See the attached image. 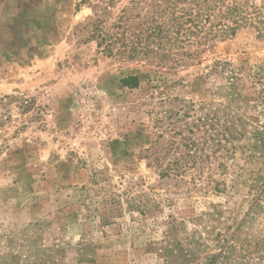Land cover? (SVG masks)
<instances>
[{
	"label": "rangeland",
	"instance_id": "1",
	"mask_svg": "<svg viewBox=\"0 0 264 264\" xmlns=\"http://www.w3.org/2000/svg\"><path fill=\"white\" fill-rule=\"evenodd\" d=\"M233 1L251 21L188 47L202 34H185V17L181 32H143L170 27L184 0H0V97H13L0 101V264H165L170 224L183 222L179 241L209 233V243L251 207L242 231L264 233V195L252 199L264 146L242 151L254 143L248 133L233 156L219 150L206 164L212 183L193 188L192 165L163 178L153 162L155 151L165 166L177 155L171 139H205L198 119L226 102L217 61L240 69L246 131L264 132V0ZM131 75L135 88L120 82Z\"/></svg>",
	"mask_w": 264,
	"mask_h": 264
},
{
	"label": "trees",
	"instance_id": "2",
	"mask_svg": "<svg viewBox=\"0 0 264 264\" xmlns=\"http://www.w3.org/2000/svg\"><path fill=\"white\" fill-rule=\"evenodd\" d=\"M184 2L188 4V7L186 9H180L183 10L181 16L172 11L173 24L170 27L156 24L154 26H148L143 32L157 38L169 32H181L183 24L188 23L189 26L184 29L185 34H193L194 31L192 29L195 28L196 33H201L202 37L199 41L188 40L185 45L188 47H198L205 45L210 39H225L233 35L241 24H246L248 20L251 21L246 16L242 6L234 1L229 4L226 3V0H184ZM157 17L164 18L162 9L158 10ZM184 17V23L178 21L179 18ZM97 45L100 46V43ZM157 47L160 48L162 45L159 44ZM104 48L106 51L111 52V47L108 43ZM133 50L136 52L135 50L137 49L133 47ZM141 50L143 49L140 48L138 52ZM152 51L153 49L149 50V52ZM182 56L191 58L193 57V51H185V54ZM163 58L168 57L165 56ZM173 60L176 61L177 59L175 58ZM211 71L225 75L226 83L221 88V91L223 92L222 97L226 98V102L223 104L222 110H216L212 114L208 111L203 117L198 119L201 122L200 126L203 128L202 133L206 134L205 139L203 140V135L198 140H201L200 143L189 135L180 137L179 141L171 139L169 148H173L177 155L173 156L172 161H167L168 164L166 166L164 165L163 158L166 157L165 155L160 156L155 151V155L153 156L155 157L153 162L159 166V174L163 178H169L170 176L176 177L180 173L183 174L186 172L184 169L190 165L193 168L197 167L195 171L197 177L194 175L191 176L190 183L193 188L197 187V182L199 181L205 180L207 183L215 182V178L212 175L215 171L214 168L207 167L206 169L210 174L205 178L203 177V169L206 167V164L210 165L212 164V160L216 161L219 158L216 154L219 150H224L225 156L227 157L233 156L239 148L235 142L242 139L247 133L254 140V143L242 147V151L264 146V132L262 130L253 128L251 131H246L248 118L244 114V109L247 97L242 95L238 89L240 69H234L229 62L217 61L213 63ZM120 82L123 86L129 88H135L139 84L138 77L132 75L121 79ZM218 93L220 94L221 92L218 91ZM12 98L10 95H5L0 97V101L10 102ZM186 126L187 132L191 135L194 134L193 127L191 125ZM209 127L210 130H213V133L208 131ZM176 134L181 135L180 132ZM159 138L164 137L160 134ZM226 143L229 144L228 147ZM182 147H184V150H182ZM207 150L209 153H206ZM172 165L175 167L173 168ZM222 184V187L215 184L213 192L216 194L223 193L227 187L225 182H222ZM231 186L232 188L236 187V185ZM261 186L257 188L252 198L255 202L264 195V182ZM136 208L140 212H144L141 207ZM251 208L242 219L235 222V225L230 231L225 234L216 233L211 237L209 243V233L207 237L197 236L196 233H192L186 235L182 241H179L176 237L179 232V227H183V222L170 224L166 232V247L161 252V255L164 257V263L264 264V233L252 235L244 234V231H242V226L251 224L254 218V213L251 211Z\"/></svg>",
	"mask_w": 264,
	"mask_h": 264
}]
</instances>
